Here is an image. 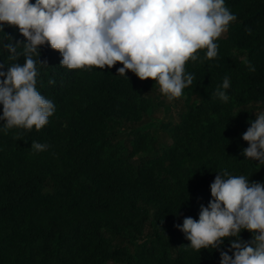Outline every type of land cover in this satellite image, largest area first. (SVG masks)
Returning a JSON list of instances; mask_svg holds the SVG:
<instances>
[{"label": "trees", "instance_id": "trees-1", "mask_svg": "<svg viewBox=\"0 0 264 264\" xmlns=\"http://www.w3.org/2000/svg\"><path fill=\"white\" fill-rule=\"evenodd\" d=\"M225 6L236 19L217 56L201 49L186 62L194 78L173 99L178 119L156 127L166 96L155 81L118 73L119 62L68 69L58 50L39 47L36 87L55 111L40 130H0V264H219L228 239L198 252L175 226L198 219L217 173L264 183V164L242 155V134L264 112V0ZM3 31L4 43L24 40L14 26ZM22 51L13 60L0 46V70L23 64ZM225 78L227 102L216 95Z\"/></svg>", "mask_w": 264, "mask_h": 264}, {"label": "clouds", "instance_id": "clouds-1", "mask_svg": "<svg viewBox=\"0 0 264 264\" xmlns=\"http://www.w3.org/2000/svg\"><path fill=\"white\" fill-rule=\"evenodd\" d=\"M235 19L225 0H0V31L7 24L24 37L16 43L8 36L10 42L0 41L10 59L20 55L17 46L24 56L23 64L0 70V120L5 121L0 130H40L55 111L53 101L36 87L39 67L45 65L38 59L40 46L58 50L60 65L68 69L111 68L119 62L118 73L125 76L128 70L140 80L155 81L171 101L192 84L186 62L197 60L201 49L206 59L215 58V41ZM229 87L225 78L217 88L221 101H228ZM255 117L242 134L248 143L242 155L264 164V112ZM31 147L43 151L47 145L33 142ZM210 195L198 219L186 217L175 226L190 242L186 246L220 250L228 239L219 264H264V183L224 170L215 175ZM242 231L251 233L249 241L240 238Z\"/></svg>", "mask_w": 264, "mask_h": 264}, {"label": "rangeland", "instance_id": "rangeland-1", "mask_svg": "<svg viewBox=\"0 0 264 264\" xmlns=\"http://www.w3.org/2000/svg\"><path fill=\"white\" fill-rule=\"evenodd\" d=\"M163 102L162 104L157 101V103H160L156 106V109L153 111V118H152V124L153 126H157L160 121L167 122L170 120H176L178 119L177 111L181 107L180 105H173L174 100L169 101L167 97L160 99ZM167 106H170V108ZM158 134L165 140V132L160 130Z\"/></svg>", "mask_w": 264, "mask_h": 264}]
</instances>
